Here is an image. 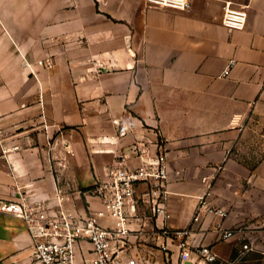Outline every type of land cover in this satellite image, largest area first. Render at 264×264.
I'll use <instances>...</instances> for the list:
<instances>
[{
  "label": "crops",
  "instance_id": "crops-1",
  "mask_svg": "<svg viewBox=\"0 0 264 264\" xmlns=\"http://www.w3.org/2000/svg\"><path fill=\"white\" fill-rule=\"evenodd\" d=\"M191 3L0 0V201L17 189L52 214L97 212L107 170L142 143L165 149L171 218L153 217L139 186L120 263L178 264L180 240L160 236L164 226L221 258L264 236V0ZM227 3L247 8L243 30L223 26ZM204 196L224 216L194 223ZM33 244L25 221L0 213V264H42ZM90 257L83 241L78 261Z\"/></svg>",
  "mask_w": 264,
  "mask_h": 264
},
{
  "label": "built area",
  "instance_id": "built-area-1",
  "mask_svg": "<svg viewBox=\"0 0 264 264\" xmlns=\"http://www.w3.org/2000/svg\"><path fill=\"white\" fill-rule=\"evenodd\" d=\"M146 3L153 8L186 12L192 7L191 0H146ZM247 20L246 7H235L230 3L224 6L222 24L227 29L243 30ZM40 63L43 64V62ZM48 66L50 67V64ZM233 66L232 62L224 70L222 78L230 75ZM130 156L140 162L139 166L133 168L129 165ZM168 179L165 149L162 147V153L152 154L145 144L135 143L128 154L117 157L115 163L107 170V180L96 188L95 194L101 200V210L82 216L60 207L57 214H52L41 205L26 201L16 189L12 192L13 200L0 201V213L25 221L34 241L32 255L37 262L42 264H122L118 261L120 249L126 247L125 238L130 232L127 227L129 222L127 207L131 206V212L136 211L137 190L139 186L146 185L148 191L145 195L153 217L170 220ZM59 199L64 200L61 194ZM203 214L224 216V212L211 206L205 196L200 199L194 223L199 222ZM103 218L114 220L115 228H105L100 223ZM262 226L264 230V220ZM160 236L166 238L168 242L174 243L177 239L180 240L177 244L180 249L178 264L187 262L218 264L220 262V257L209 246H202L192 251L188 241L189 230L177 231L164 226L160 230ZM234 236L233 232L222 234L225 240ZM83 241L89 242L91 257L80 263L77 258V248ZM253 250L254 245L251 242L247 243L242 247L240 255ZM192 254L196 255V259H192Z\"/></svg>",
  "mask_w": 264,
  "mask_h": 264
},
{
  "label": "rangeland",
  "instance_id": "rangeland-1",
  "mask_svg": "<svg viewBox=\"0 0 264 264\" xmlns=\"http://www.w3.org/2000/svg\"><path fill=\"white\" fill-rule=\"evenodd\" d=\"M258 238H242L236 240L234 251L229 257H220V262L218 264H264V236L262 234H256ZM252 243L254 245V250L240 255L242 247L247 243Z\"/></svg>",
  "mask_w": 264,
  "mask_h": 264
},
{
  "label": "water",
  "instance_id": "water-1",
  "mask_svg": "<svg viewBox=\"0 0 264 264\" xmlns=\"http://www.w3.org/2000/svg\"><path fill=\"white\" fill-rule=\"evenodd\" d=\"M32 252H33V250H32Z\"/></svg>",
  "mask_w": 264,
  "mask_h": 264
}]
</instances>
